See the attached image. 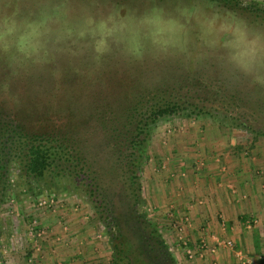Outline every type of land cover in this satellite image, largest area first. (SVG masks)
Wrapping results in <instances>:
<instances>
[{
	"label": "rangeland",
	"instance_id": "obj_1",
	"mask_svg": "<svg viewBox=\"0 0 264 264\" xmlns=\"http://www.w3.org/2000/svg\"><path fill=\"white\" fill-rule=\"evenodd\" d=\"M193 2L205 5L210 16L219 13L264 27V5L259 0H222V3L217 0H68L76 9L82 4L93 5V11L104 15L114 9L122 13L129 10L142 13L153 4L174 11L179 4ZM256 7L262 9L261 13L255 11ZM189 27L194 47L199 32L195 18ZM60 47L63 51H55L54 47L50 63L31 66L16 76L12 75L6 60L0 59V84L8 82L10 85L9 91L0 90V100L13 110L16 107L18 115L27 118V123L38 130L72 135L87 158V162L79 159L80 164H87L91 172H100V176L108 171L112 173L113 161L107 155L108 150L111 151L108 140L114 134L122 136L125 133L131 137L136 133L139 114L151 106L154 97L171 96L166 88L176 89L171 91L173 94L187 92L192 102L202 101L199 105L207 106V113L202 116H176L153 128L142 152L145 163L142 164L141 184L144 209L162 232L178 264H218L210 263V258L206 263L205 251L215 253L222 247L217 242L234 239L221 236L211 247L206 238L201 243L193 242L187 230L195 227L188 211L200 199L197 201L191 196L200 192L207 161L223 163L222 167L228 169L224 159L230 154L244 159L247 166L252 165L264 193V135L255 132L264 131V89L248 82L229 85L212 59L190 68L180 59L172 58L155 60L146 56L141 61H132L124 58L113 44L112 54L105 55L97 64L95 48L89 39L74 38ZM141 97L144 99L138 105ZM136 105L139 108L135 111ZM228 110L241 118L239 121L245 122L250 130L227 125L234 121ZM132 114L137 115L131 118ZM52 152V167L43 182L32 180L31 193L25 191L26 183L18 170L11 174L12 197L0 208V220L6 225L1 237L2 250L8 256L15 251L26 255L31 248L42 254L59 252V257L69 252L74 258L87 247L83 235L87 236L85 230L88 229V236H93L91 242H101L104 247L102 264H109L112 250L108 235L83 187H78L90 180L74 169L68 150L64 153L57 147ZM73 153L79 156L78 150L74 149ZM183 192L190 200L185 207L174 195ZM34 193L36 196H31ZM164 200L168 204L166 208L161 206ZM250 222L246 225H253ZM72 236L75 239L69 240ZM202 244L206 246L201 247ZM223 248L238 249L236 245ZM198 257L202 259L196 261ZM254 257L248 256L250 264H254Z\"/></svg>",
	"mask_w": 264,
	"mask_h": 264
},
{
	"label": "clouds",
	"instance_id": "obj_2",
	"mask_svg": "<svg viewBox=\"0 0 264 264\" xmlns=\"http://www.w3.org/2000/svg\"><path fill=\"white\" fill-rule=\"evenodd\" d=\"M193 18L199 29L194 47ZM74 38L93 43L97 64L115 44L132 61L172 58L190 68L212 59L229 85L248 82L264 89V27L219 13L210 16L203 4H179L174 11L153 4L142 13L114 9L104 15L93 5L76 9L68 0H0V59L13 76L50 63L54 47L63 51L60 45ZM9 87L0 84L2 91Z\"/></svg>",
	"mask_w": 264,
	"mask_h": 264
},
{
	"label": "trees",
	"instance_id": "obj_3",
	"mask_svg": "<svg viewBox=\"0 0 264 264\" xmlns=\"http://www.w3.org/2000/svg\"><path fill=\"white\" fill-rule=\"evenodd\" d=\"M255 9L258 12L262 10L258 7ZM262 12L264 14V10ZM166 89L172 93L171 96L158 99L157 96L154 97L156 99L151 106L146 107L143 113L139 114L141 117L136 121L134 129L136 133L131 137L125 133L122 136L114 134L112 139L108 140L107 145H111L108 149L111 151L108 150L107 155L113 163L112 173L106 170L104 173L107 171L108 173L105 176H100V172H91L87 164H80L79 159L86 161L87 158L76 145V139L72 135L54 130H38L35 125L27 123V118L18 115L16 107L13 110L4 103V100H0V208L11 200L13 191L11 174L15 169L20 172L21 178L26 183H24L25 191L31 193L32 180L35 182L45 180L52 167V150L59 147L64 153L68 150L74 169L80 170L90 180L89 183L80 184L78 187H83L108 235L112 250L110 264H178L162 232L149 219L143 206L141 171L145 157L142 152L155 126L176 116L188 118L202 116L207 113V106L204 103L200 106L202 101L192 102L187 92L183 95L173 94L176 89ZM141 99L144 98L141 97L140 101ZM141 103L142 101L137 104ZM138 105L135 106V111L138 110ZM227 113L234 119L227 125L250 130L245 122L239 121L241 118L233 115L232 110H228ZM136 115L132 114L131 118ZM5 116L10 118L6 120ZM255 132L257 135H264L262 130ZM73 148L78 150L79 156L73 153ZM77 160L79 163H76ZM4 230L6 225L0 220V258L1 237L5 233Z\"/></svg>",
	"mask_w": 264,
	"mask_h": 264
},
{
	"label": "crops",
	"instance_id": "obj_4",
	"mask_svg": "<svg viewBox=\"0 0 264 264\" xmlns=\"http://www.w3.org/2000/svg\"><path fill=\"white\" fill-rule=\"evenodd\" d=\"M227 157L224 161L228 169L222 167L223 163L218 165L212 159L207 161L203 174L204 178L200 183V192L197 193L196 191L191 196L192 198L195 196L196 200L200 199V201L194 202V205L189 207L191 210L188 211L192 215L195 228L192 231L188 229L187 232L193 238V242L201 243L200 241L206 238L208 247H211V244H216V240L222 237H231L236 242L235 245L238 247L236 251L223 247L215 253L205 251L203 256L206 258V263L208 262L207 259L210 258V263L238 264L244 261V263L250 264L251 261L248 256L252 254L255 256L254 264H264V193L260 190L258 179L252 171L250 163L247 166L245 160L239 158L238 155L230 154ZM262 186L264 187V185ZM193 189L196 190L195 187ZM159 192L161 193V189ZM174 195L179 197L178 199L183 206L190 201L189 196L184 192L182 194L174 193ZM174 199H176L175 196ZM201 199L205 201L203 202ZM164 201L165 204L162 203L161 206L166 208L168 204L166 205V200ZM248 222L253 223V225L247 226ZM85 232L87 236L83 235V241L87 247L77 257L73 258L69 252L66 253L65 251L63 252L66 253L64 257L57 256L59 252L56 254L44 252L42 254L36 252L38 251L36 249L32 251V248L26 255L16 254L15 251L14 254L8 256L2 250L0 263L102 264L104 262L103 251L105 252L102 243L94 241L92 243L91 238L93 236H88V229ZM81 233L82 231L79 232V235ZM79 235L77 234L76 238ZM72 239L75 237H69V240ZM202 257H198L196 261H200Z\"/></svg>",
	"mask_w": 264,
	"mask_h": 264
},
{
	"label": "built area",
	"instance_id": "obj_5",
	"mask_svg": "<svg viewBox=\"0 0 264 264\" xmlns=\"http://www.w3.org/2000/svg\"><path fill=\"white\" fill-rule=\"evenodd\" d=\"M217 245L222 246V247L233 248L235 246V243L233 240H223V241L217 242ZM205 246H206L205 244H202L201 247H205ZM190 256H192V255H190Z\"/></svg>",
	"mask_w": 264,
	"mask_h": 264
},
{
	"label": "flooded vegetation",
	"instance_id": "obj_6",
	"mask_svg": "<svg viewBox=\"0 0 264 264\" xmlns=\"http://www.w3.org/2000/svg\"><path fill=\"white\" fill-rule=\"evenodd\" d=\"M9 118H10V117H8V116H5V118H4V119L8 120ZM6 120H5V121H6Z\"/></svg>",
	"mask_w": 264,
	"mask_h": 264
}]
</instances>
